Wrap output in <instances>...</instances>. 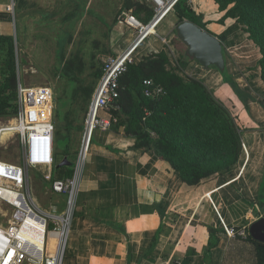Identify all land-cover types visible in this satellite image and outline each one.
<instances>
[{"label": "crops", "instance_id": "crops-1", "mask_svg": "<svg viewBox=\"0 0 264 264\" xmlns=\"http://www.w3.org/2000/svg\"><path fill=\"white\" fill-rule=\"evenodd\" d=\"M124 2L0 0V35L12 36L17 48L29 47L32 51L38 48L34 54L27 51L26 57L41 63L51 58L46 48L53 47L52 56L56 57L60 31L71 33L70 41L65 43L66 49L78 45L76 33L80 32L83 35L78 47L83 64L102 62L106 55L125 51L135 37V31L123 22L122 15L121 20L111 24L118 12L124 10ZM130 2L152 8L148 0ZM190 3L203 17L208 31L216 37L225 36L222 41L225 67L234 75L238 86L252 97L247 98V106H243L223 84L217 69L212 73V69L205 71L201 67L205 72L194 76L218 99L221 96L224 105L229 103L231 109H237L240 116L245 115L252 124L241 133L237 163L232 173L218 174L189 187L157 151L152 147H139L135 137L125 135L123 125L95 129L86 162L77 174L63 264L257 262L254 243L246 236L229 237L226 228L248 227L263 217L260 187L264 176V82L257 65L259 49L235 19L221 20L225 11H220L214 0H190ZM168 16L176 21L169 11L161 22ZM35 25L45 27L35 35L39 42L30 44L28 32L30 26L32 30L38 28ZM52 31H56L55 38L49 36ZM162 48L157 36L149 35L134 50V60ZM198 66L195 60L188 58L186 68L177 71L184 77H191L187 72L198 70ZM224 92L225 98L222 97ZM90 97L86 100L85 113ZM82 128L83 124L73 129L78 133L79 144ZM73 142H70V152L75 163L79 145L76 147ZM45 192L49 195L46 210L63 213L66 195L52 193L50 187ZM210 229L215 230L218 242L210 248L207 258L208 242L213 236Z\"/></svg>", "mask_w": 264, "mask_h": 264}, {"label": "trees", "instance_id": "trees-1", "mask_svg": "<svg viewBox=\"0 0 264 264\" xmlns=\"http://www.w3.org/2000/svg\"><path fill=\"white\" fill-rule=\"evenodd\" d=\"M214 1L220 11H225L221 20L227 17L235 19L236 23L244 26L248 38L258 47L260 57L257 65L264 82V0ZM123 8H133L131 14L143 24L154 17L153 8L133 4L130 0H125ZM170 10L176 17V24L189 20L207 30L203 17L193 10L188 0H177ZM121 11L111 24L121 20ZM70 38V32L62 34L60 31L56 47L55 70L67 79L70 89L69 95L59 101L62 109L67 108L65 116L79 94L88 99L94 91V86H88L80 77L83 61L79 52L66 55L65 43ZM217 38L222 42L225 36L218 35ZM184 57V61L177 62L176 69L170 66V58L164 48L135 58L118 80L119 97L116 102L119 107L111 106V112L119 119L117 124L123 125L124 134L136 138L137 146L152 147L179 173L183 183L193 187L218 174L232 173L240 154L241 133L248 128L241 129L237 125L229 109L217 100L214 92L201 79L184 77L177 71L186 68L188 57ZM219 73L223 84L246 107V99L252 98L250 94L238 86L234 75L226 67ZM101 75L102 63L93 76L99 79ZM145 81L151 84L146 85ZM17 85L14 39L9 35H0V118L17 112ZM157 86L162 88L161 93L145 94L147 87L152 89ZM60 128L55 132V146ZM70 128L67 127L65 148L61 153L70 164L57 167L60 161L56 162L54 152L52 176L55 179L72 177L74 172L75 163L69 149ZM260 206L264 207V176L260 187ZM210 231L213 236L208 242L207 258L210 248L218 242L215 230ZM245 238L254 243L256 264H264V243L254 241L248 233Z\"/></svg>", "mask_w": 264, "mask_h": 264}, {"label": "built area", "instance_id": "built-area-1", "mask_svg": "<svg viewBox=\"0 0 264 264\" xmlns=\"http://www.w3.org/2000/svg\"><path fill=\"white\" fill-rule=\"evenodd\" d=\"M148 1L154 17L147 24L129 10L121 11L123 22L135 31V37L125 51L106 55L102 61V75L87 106L72 177L55 179L52 176L55 164L53 88L18 83V110L6 122L0 120V217L8 219L0 224V264H63L77 174L86 162L94 130H107L119 122L111 112L112 103L119 97L118 80L133 63V52L138 44L155 33L154 28L177 0ZM145 84L151 82L145 81ZM161 92L162 88L158 86L145 89L147 95ZM9 147L17 152L16 162L1 157L2 150ZM31 169L40 170L41 180L49 185L52 193L66 195L63 213L43 210L35 203L30 192ZM247 231L246 226L237 230L234 226L226 228L229 237H245Z\"/></svg>", "mask_w": 264, "mask_h": 264}, {"label": "rangeland", "instance_id": "rangeland-1", "mask_svg": "<svg viewBox=\"0 0 264 264\" xmlns=\"http://www.w3.org/2000/svg\"><path fill=\"white\" fill-rule=\"evenodd\" d=\"M171 15V14H169ZM50 25V24H47ZM36 26V25H35ZM51 26L54 27V25L51 24ZM38 28H35L32 30V26H30V31L28 33L31 34L28 35V42L30 44H34L36 42H39L36 40V36L40 34V30H43L45 25H38L36 26ZM155 33L151 34L153 36H157L158 41H160L163 44V48L167 51L169 58H170V66L176 67L178 66V63L176 61H184L185 59V50L186 46L184 43L177 37L175 32V22L173 21V18L170 19V17H166L162 22L158 23L156 27L154 28ZM61 33H64V30L61 31ZM76 38L78 39V45H80V41L82 39V33H76ZM56 31H52L49 33V36L51 38H55ZM38 37V36H37ZM93 43H96L93 41ZM74 46L71 48L66 49V54L68 56H71L77 52H79V55L81 53L80 47ZM22 49V50H21ZM245 49V48H244ZM35 50H39L38 48H34L32 51V48H17L15 47V57H16V73L18 77V83L24 85V86H36V85H48L53 88L54 92V125H55V132L57 131V128L60 126V133L58 135V141L56 142V146L54 148L55 152V158L56 162H59L62 160L63 155L61 154L65 148V139H66V131L67 127L70 128V142L71 140H74L73 144L78 147L79 145V138L77 130L78 126H81L84 122V116H85V108H86V100L87 98L84 97V94H79L75 101L71 104L69 113L67 116H65V110L67 108L62 109V105L59 102L61 99L66 98L69 93V83L65 77H62L56 70H55V63H56V57L54 58L52 54L54 53L53 47L46 48L48 52L51 54V58L49 61L46 62H33L29 61L26 57L27 53L29 52H35ZM243 50V49H241ZM28 51V52H27ZM45 51V49H44ZM95 53L94 47H93V54ZM224 53V52H223ZM225 56V54H224ZM102 62L98 63H89L88 65L83 64L82 72L80 73V77L84 80V82L88 86H94V88L97 85L98 79H96L93 75L98 69V66L101 65ZM195 63V62H194ZM92 64V65H91ZM93 68V69H92ZM198 70L193 69L191 72L188 71L187 75H190L191 77L195 78L196 74L205 72L202 70L201 66L199 65ZM212 73H216L215 69L211 67ZM201 71V72H199ZM205 73H203L204 76ZM217 75V74H216ZM204 80V79H203ZM227 93V91H226ZM226 93L224 92L223 98L226 97ZM217 100L222 102V100L218 99L217 96H215ZM223 103V102H222ZM227 107L230 109V113L235 117L237 125L243 129V128H250L252 127V124L249 120L245 117V115L240 116V112H238L237 109H231L229 103H225ZM229 105V106H228ZM11 116H2L0 120L2 122H6ZM74 129V130H73ZM74 136V138H73ZM69 145V149H70ZM1 157L7 161L16 162L17 161V152L12 147H9L6 150H2ZM55 166V165H54ZM30 174V192L31 195L35 201V203L38 204V206L46 210V207L48 209V193L46 194V189H48L49 185L45 182L40 181L41 172L40 170L31 169L29 171ZM8 219L6 217H0V224L6 223ZM34 264V263H31Z\"/></svg>", "mask_w": 264, "mask_h": 264}, {"label": "water", "instance_id": "water-1", "mask_svg": "<svg viewBox=\"0 0 264 264\" xmlns=\"http://www.w3.org/2000/svg\"><path fill=\"white\" fill-rule=\"evenodd\" d=\"M177 37L186 46L185 55L195 60L204 70L215 67L222 72L225 68V58L222 42L212 33L200 28L195 23L184 20L175 26ZM113 106L119 107L115 101ZM70 161L64 157L57 167L68 165ZM248 234L255 241L264 243V217H260L248 226Z\"/></svg>", "mask_w": 264, "mask_h": 264}, {"label": "bare ground", "instance_id": "bare-ground-1", "mask_svg": "<svg viewBox=\"0 0 264 264\" xmlns=\"http://www.w3.org/2000/svg\"><path fill=\"white\" fill-rule=\"evenodd\" d=\"M171 8H172V7H171ZM171 8H169L168 11H170ZM39 239H41V238H39ZM37 240H38V239H37ZM41 242H42V241L39 240V245H41Z\"/></svg>", "mask_w": 264, "mask_h": 264}]
</instances>
